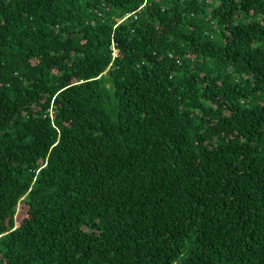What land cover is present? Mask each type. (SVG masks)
<instances>
[{"label":"trees","instance_id":"obj_1","mask_svg":"<svg viewBox=\"0 0 264 264\" xmlns=\"http://www.w3.org/2000/svg\"><path fill=\"white\" fill-rule=\"evenodd\" d=\"M0 264H264V0H0Z\"/></svg>","mask_w":264,"mask_h":264},{"label":"rangeland","instance_id":"obj_2","mask_svg":"<svg viewBox=\"0 0 264 264\" xmlns=\"http://www.w3.org/2000/svg\"><path fill=\"white\" fill-rule=\"evenodd\" d=\"M143 8V7H142Z\"/></svg>","mask_w":264,"mask_h":264}]
</instances>
